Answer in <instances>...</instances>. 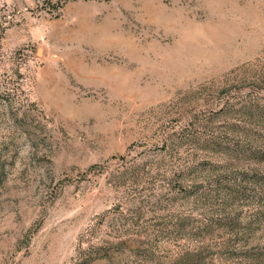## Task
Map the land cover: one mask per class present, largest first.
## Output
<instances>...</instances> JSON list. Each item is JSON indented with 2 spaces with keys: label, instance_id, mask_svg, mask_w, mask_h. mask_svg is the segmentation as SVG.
I'll return each mask as SVG.
<instances>
[{
  "label": "rangeland",
  "instance_id": "374dc122",
  "mask_svg": "<svg viewBox=\"0 0 264 264\" xmlns=\"http://www.w3.org/2000/svg\"><path fill=\"white\" fill-rule=\"evenodd\" d=\"M0 264H264V0H0Z\"/></svg>",
  "mask_w": 264,
  "mask_h": 264
}]
</instances>
